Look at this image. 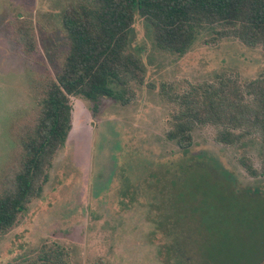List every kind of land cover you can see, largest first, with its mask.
I'll list each match as a JSON object with an SVG mask.
<instances>
[{"label": "rangeland", "instance_id": "374dc122", "mask_svg": "<svg viewBox=\"0 0 264 264\" xmlns=\"http://www.w3.org/2000/svg\"><path fill=\"white\" fill-rule=\"evenodd\" d=\"M74 3L0 0V196L15 184L44 85L60 71L69 47L61 13ZM133 28L130 50L145 69L142 82L131 84L134 97L126 104L106 96L70 97L66 140L45 170L46 181L38 180L25 210L0 233V264L55 262L57 247L71 264H203L193 239L210 232L197 228L200 214L217 220L257 215L260 230L251 239L242 235L247 243L264 241L258 136L227 145L215 139L211 123H202L182 151L166 135L185 99H204L211 86L244 91L262 75L264 46L233 37L213 41L204 31L177 55L154 47L139 16ZM242 159L260 173L251 176ZM219 191L237 198L236 214L223 203L211 205Z\"/></svg>", "mask_w": 264, "mask_h": 264}, {"label": "trees", "instance_id": "16d2710c", "mask_svg": "<svg viewBox=\"0 0 264 264\" xmlns=\"http://www.w3.org/2000/svg\"><path fill=\"white\" fill-rule=\"evenodd\" d=\"M135 16L149 28L154 47L164 52L183 55L204 31L212 34L213 41L233 37L247 46H264V0H75L61 13L69 47L60 71L44 85L40 116L25 143L15 184L0 196V233L12 227L25 210L39 189L38 180L46 181L45 170L71 127L70 97L95 101L106 96L122 104L134 97L131 84L142 82L145 73L140 55L130 50ZM244 91L238 86L233 90L211 86L204 90V99L202 95L200 100L185 99L167 138L187 151L194 127L211 123L215 139L227 145L257 135L264 155V73L248 82ZM241 164L251 176L260 173L246 159ZM219 193L211 205L223 203L225 210L236 214L237 198ZM238 214L232 220L199 215L197 228L210 232L193 239L203 264H260L264 260V241L247 243L242 235L253 238L260 230L259 217ZM160 226L167 225L161 222ZM55 253L56 261L47 258L44 264H71L64 249L57 247Z\"/></svg>", "mask_w": 264, "mask_h": 264}]
</instances>
